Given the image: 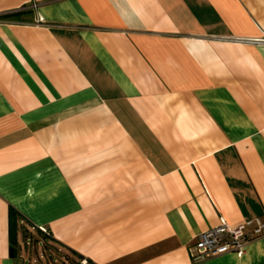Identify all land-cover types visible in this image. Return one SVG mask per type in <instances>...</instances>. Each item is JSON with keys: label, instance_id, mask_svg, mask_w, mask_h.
Instances as JSON below:
<instances>
[{"label": "crops", "instance_id": "obj_1", "mask_svg": "<svg viewBox=\"0 0 264 264\" xmlns=\"http://www.w3.org/2000/svg\"><path fill=\"white\" fill-rule=\"evenodd\" d=\"M255 217L264 0H0V264H29L21 239L89 264H264V236L190 255Z\"/></svg>", "mask_w": 264, "mask_h": 264}, {"label": "built area", "instance_id": "obj_2", "mask_svg": "<svg viewBox=\"0 0 264 264\" xmlns=\"http://www.w3.org/2000/svg\"><path fill=\"white\" fill-rule=\"evenodd\" d=\"M41 232L49 235L44 227ZM264 236V220L259 217L230 224L224 218L219 223L199 233L190 250L193 262H201L208 258L225 253L242 254L251 240ZM59 264H89L86 258L71 259L62 255Z\"/></svg>", "mask_w": 264, "mask_h": 264}, {"label": "rangeland", "instance_id": "obj_3", "mask_svg": "<svg viewBox=\"0 0 264 264\" xmlns=\"http://www.w3.org/2000/svg\"><path fill=\"white\" fill-rule=\"evenodd\" d=\"M34 238L38 239L36 232H32ZM30 238V237H29ZM33 238V239H34ZM38 241L32 240V242L25 243L21 239V248L28 257L29 264H59L61 254L47 250L43 243H37Z\"/></svg>", "mask_w": 264, "mask_h": 264}, {"label": "trees", "instance_id": "obj_4", "mask_svg": "<svg viewBox=\"0 0 264 264\" xmlns=\"http://www.w3.org/2000/svg\"><path fill=\"white\" fill-rule=\"evenodd\" d=\"M9 223H10V238H11V254L14 255V245L16 244V213L14 212V210H10V215H9Z\"/></svg>", "mask_w": 264, "mask_h": 264}]
</instances>
